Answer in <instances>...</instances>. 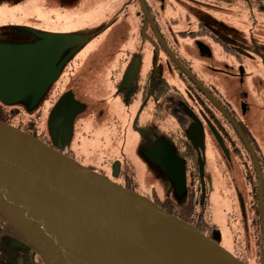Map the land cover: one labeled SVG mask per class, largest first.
Listing matches in <instances>:
<instances>
[{"label":"flooded vegetation","instance_id":"1","mask_svg":"<svg viewBox=\"0 0 264 264\" xmlns=\"http://www.w3.org/2000/svg\"><path fill=\"white\" fill-rule=\"evenodd\" d=\"M131 2L141 23L112 16L69 31L82 42L69 60L104 40L96 54L122 117L78 96L67 60L34 111L12 107L21 110L18 127L193 224L245 264H264V0ZM28 31L21 40L39 39ZM67 90L83 110L64 141L48 120ZM128 130L139 141L134 158ZM0 264H42L1 216Z\"/></svg>","mask_w":264,"mask_h":264},{"label":"water","instance_id":"2","mask_svg":"<svg viewBox=\"0 0 264 264\" xmlns=\"http://www.w3.org/2000/svg\"><path fill=\"white\" fill-rule=\"evenodd\" d=\"M23 29L39 39L0 42V103L34 111L82 42ZM80 104L73 90L60 96L48 120L54 138L71 139ZM0 213L46 264H245L153 200L1 119Z\"/></svg>","mask_w":264,"mask_h":264},{"label":"rangeland","instance_id":"3","mask_svg":"<svg viewBox=\"0 0 264 264\" xmlns=\"http://www.w3.org/2000/svg\"><path fill=\"white\" fill-rule=\"evenodd\" d=\"M129 4V6H126ZM117 16L126 23H141L135 4L127 0H11L0 4V42L12 43L24 36L20 31L26 25L40 30H58L69 32L78 28L76 23H103ZM185 22V21H184ZM183 23V22H182ZM103 39L86 43L78 53L68 61L64 74L71 70L69 84L76 89L84 101L100 100L114 112L116 118L122 117L123 106L111 100V85L108 81V69L97 50L104 49ZM111 66V64H110ZM13 112V110H9ZM21 111V110H20ZM118 120V119H117ZM127 138V152L136 157L139 141L133 131H123ZM147 185H137L140 191Z\"/></svg>","mask_w":264,"mask_h":264},{"label":"trees","instance_id":"4","mask_svg":"<svg viewBox=\"0 0 264 264\" xmlns=\"http://www.w3.org/2000/svg\"><path fill=\"white\" fill-rule=\"evenodd\" d=\"M5 1L9 2L11 0H0V4L5 3ZM9 110H11V109L8 108V107L2 108V104H0V119L5 120V121L10 122V123H13V124H15V125H17L19 127H22L23 126L22 117L19 115L20 110L16 109V110H13V112H10ZM0 216L7 223H9V225H11L18 233H20L4 216H2L1 214H0ZM37 252L39 254V258L41 259V263L42 264H46L44 262V259H43L42 255L40 254V252L38 250H37Z\"/></svg>","mask_w":264,"mask_h":264}]
</instances>
